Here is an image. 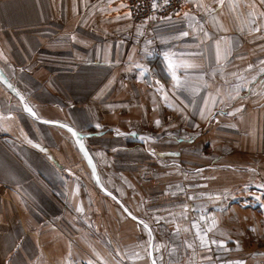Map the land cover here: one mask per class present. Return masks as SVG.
Masks as SVG:
<instances>
[{"label": "crops", "instance_id": "obj_1", "mask_svg": "<svg viewBox=\"0 0 264 264\" xmlns=\"http://www.w3.org/2000/svg\"><path fill=\"white\" fill-rule=\"evenodd\" d=\"M251 1H235L237 27L246 25L249 10L253 13ZM216 3L185 0L175 21L180 24L147 30L145 23H131L125 0H0V132L6 135L0 141V264H144L143 250L157 236L143 196L126 188L127 168H132L127 152L123 171H116L121 156L111 149H121L128 120L136 122L144 105L158 96L151 85L154 72L144 67L146 41L162 56L168 51L192 64L199 57L186 51L205 38L191 33L242 29H234L222 9L201 20ZM179 29L189 35L175 50ZM165 89L172 100L176 96L182 98L178 104L184 102L174 85ZM258 114L264 129V108ZM112 127L120 131L101 136L87 131ZM106 135L115 139L113 146ZM169 183L171 190L168 185L164 192L174 191V180ZM222 238L217 241H224L223 248L210 254L215 264H264V235ZM210 256L198 254L205 264Z\"/></svg>", "mask_w": 264, "mask_h": 264}, {"label": "rangeland", "instance_id": "obj_2", "mask_svg": "<svg viewBox=\"0 0 264 264\" xmlns=\"http://www.w3.org/2000/svg\"><path fill=\"white\" fill-rule=\"evenodd\" d=\"M235 1L224 0L221 4L217 0L201 20L211 18L214 12L222 9L229 13L228 20L234 21V29L246 28L248 31L239 29V32L207 33V36L205 33H191V36L199 35L205 39L196 40L191 51H186L199 57L197 63L190 64L194 67L183 73L182 68L177 70L180 79L186 81L183 88L176 87L171 80L161 51L147 41L144 44L155 53L147 55L144 50V67L154 72L151 85L158 90V96L153 98V103L144 105V112L142 116L137 115L136 122L128 120V127L123 131L126 142L121 140V149L115 146L111 149L121 156L120 165L114 168L116 171H123L122 159L125 158L122 155L127 152L126 159L130 160L132 168H127L130 186L126 188H136L143 196L145 213L151 216L148 220L157 236V240L150 242L152 246L143 250L144 264H152L153 259L156 264H205L201 263L199 253L207 252L210 256L223 247H201L196 237L197 230L192 227L194 221L200 224L201 229L214 221L215 226L208 233L209 239L217 240L225 234L264 235V136L261 138L264 129L262 121L257 119L258 111L264 108V72L261 71L264 69V17L261 16L264 3L252 0L254 15H249L248 19L245 17L246 25L237 27L233 9ZM227 6H231V11ZM182 10L169 19L149 21L144 27H148L147 30L156 25L170 28ZM193 25H188V28ZM182 32L179 29L175 34V50L184 47L178 43L185 38L179 37ZM217 42L222 46L219 61ZM186 76L189 79H184ZM167 84L174 85V90L185 95L184 102L178 104V99L182 101V98L175 95V102L170 98L171 90L165 89ZM214 90L220 94L208 96ZM233 96L236 98L232 99ZM143 101L148 102V98L144 96ZM249 111L254 114L252 120L246 118ZM127 116H134V113ZM87 131L101 136L116 134L120 130L112 127ZM105 138L112 141L113 146L115 139L110 135ZM184 179L187 182H183ZM170 180H174L175 189L164 192L168 185L171 190ZM187 183L190 186H186ZM238 188L242 191L237 192ZM158 245L167 247L156 252ZM216 259L207 257L206 264H215Z\"/></svg>", "mask_w": 264, "mask_h": 264}, {"label": "snow or ice", "instance_id": "obj_3", "mask_svg": "<svg viewBox=\"0 0 264 264\" xmlns=\"http://www.w3.org/2000/svg\"><path fill=\"white\" fill-rule=\"evenodd\" d=\"M220 2H221V4H223V3H224V0H220ZM261 2L264 3V0H261ZM153 7H154V8L156 7V3H155V2L153 3ZM185 15H187V14H185ZM249 15H250V16H253L254 13H249ZM261 16L264 17V13H261ZM256 31H259V29L257 28ZM180 35H181L182 37H187V36L189 35V33H188L187 31H185V32L180 33ZM205 35L207 36L208 34L205 33ZM149 43H151V42H149ZM216 47H217V59H218V61H219V59H220V48H219V42H217ZM146 54H147V55H153V54H155V53H154L153 51H151V50H147V49H146ZM163 61H164L165 64H166V67H167V69H168V71H169V74H170L171 80L173 81L174 85H175L176 87H178V88H183V87H185V86H186V81H182V80L180 79V77L177 75V70H178V69H181V68H185V69H186V68H189V67H194V65H190V64H188V63L185 62V61H178V60L176 59V55H175V53H170V52H168V51H164V52H163ZM262 63H264V62H262ZM249 68H251V65H249ZM261 71L264 72V69H261ZM9 86H10V85H9ZM10 87H11V86H10ZM236 92H237V95H239V86H237V88H236ZM231 98H232V99H235L236 97L233 96V97H231ZM25 111H27V112H29L30 114H32L33 116H35V113H34V112L32 111V109H31L29 106H27V105H25ZM156 123H157V125H159V121H156ZM97 127H99V125H97ZM69 131H71V129H69ZM73 135H74V136H78V134L75 133V132H73ZM134 135H135V134H134ZM29 143H31V141H29ZM80 148H81L82 151L84 150L82 144L80 145ZM177 187H179V186H177ZM194 198H195V197H189V199H194ZM186 207H187V206H186ZM77 211H81V209L77 208ZM185 219H187L186 216H185ZM201 219L203 220V219H205V218L202 217ZM142 223H143V222H142ZM143 226H144L145 229H149V225H148L147 223H144ZM214 226H215V223H214V221H213V223H212L210 226H208V227L205 228V229H201V228H200V224L196 223L195 221L193 222L192 227H193L194 229L197 230V231H196V237H197V239L199 240V242H200V246H201V247H208L209 245H215V246H218V247H223V246H224V241H217V240H215V239H209V237H208V233L211 232V231L213 230ZM186 230H187V229H186ZM177 231H179V229H177ZM149 232H150V229H149ZM221 235H223V234L221 233ZM188 246L190 247L191 245H188ZM166 247H167V245H158V246L155 247V251H156V252H162V249H164V248H166ZM169 254H171V253H169ZM135 255H136L137 257H139V253H136ZM139 258H142V257H139ZM161 259H162V255H161ZM152 264H156L155 259L152 260ZM237 264H238V262H237Z\"/></svg>", "mask_w": 264, "mask_h": 264}, {"label": "built area", "instance_id": "obj_4", "mask_svg": "<svg viewBox=\"0 0 264 264\" xmlns=\"http://www.w3.org/2000/svg\"><path fill=\"white\" fill-rule=\"evenodd\" d=\"M127 15L131 23L144 24L149 21L166 20L183 8L185 0H125ZM156 7H153V3ZM6 135L0 132V141Z\"/></svg>", "mask_w": 264, "mask_h": 264}, {"label": "water", "instance_id": "obj_5", "mask_svg": "<svg viewBox=\"0 0 264 264\" xmlns=\"http://www.w3.org/2000/svg\"><path fill=\"white\" fill-rule=\"evenodd\" d=\"M77 142H78V146H79V149L81 150V148H80V145L82 144L81 143V141L79 140H77ZM83 145V144H82ZM83 148H84V146H83ZM82 151V150H81ZM82 154L83 155H85V156H87L88 157V154H87V152H86V149L84 148V150L82 151ZM86 157V158H87ZM89 160V159H88ZM91 171H92V173H94V168H93V166L91 165ZM96 180V182H97V184H98V186H99V188L105 193V194H108L107 192H106V190H104L103 188H102V186L99 184V182H98V180H97V178L95 179ZM109 195V194H108ZM111 195V194H110ZM112 197H113V195H112ZM129 215V214H128ZM132 217V216H131Z\"/></svg>", "mask_w": 264, "mask_h": 264}]
</instances>
